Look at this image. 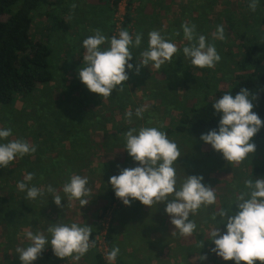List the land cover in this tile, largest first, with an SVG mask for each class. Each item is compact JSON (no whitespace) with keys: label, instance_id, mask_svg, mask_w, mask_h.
Returning a JSON list of instances; mask_svg holds the SVG:
<instances>
[{"label":"rangeland","instance_id":"obj_1","mask_svg":"<svg viewBox=\"0 0 264 264\" xmlns=\"http://www.w3.org/2000/svg\"><path fill=\"white\" fill-rule=\"evenodd\" d=\"M152 1L156 4L154 2L144 4L140 0L133 3L135 19L132 26L133 39L136 34H141L143 37L142 44L138 48L139 51L136 52L137 58L140 52L147 47L149 32L158 31L165 40L170 41L164 33L169 31L172 37L177 36V33L181 31V26L190 22L187 21L189 17H186L184 21L181 20V15H184L185 10L188 11L187 8L193 5L190 0ZM127 4L128 0H121L114 12L108 5H103L100 0H57L54 11L57 17L71 25V28L66 33L63 31L58 34L54 33L56 37L53 39V47L56 51L55 60H53L54 68L60 71L64 67L66 69L75 67L71 63L79 61L83 40L94 35L97 31L108 38L118 35ZM248 5L249 0H220L215 4L214 12L206 14L205 20H208V23L204 21L199 23L203 31L198 30V35L205 36L207 43L213 44L221 57V60L213 68H207L212 69L216 76L215 89L218 87L220 90H225L236 81V76L247 73L246 71L241 72L238 67L244 58L241 46L256 43L255 41L264 43L263 28L258 22L261 10L257 6L256 10L252 11ZM139 11L143 14L142 18H145L143 24L137 20ZM223 11H229L236 20H239V23L236 24L239 28L234 30L230 27ZM188 16L197 18L198 14L190 11ZM51 21L37 18L32 33L35 32L38 38L41 37L47 27L51 28ZM218 26H222L224 29L223 40L216 38ZM85 31L88 35H84ZM49 33L53 34L51 30ZM243 33L247 38L238 40L237 35ZM255 37L257 39L254 40ZM171 42L175 44L178 51L170 62H166L159 70L153 68L151 64L148 67H141L139 71L135 69L136 81L132 82L129 79L125 81L130 91L126 96L128 109L125 114L121 111L118 102L111 101L109 97L102 98L100 102L90 103L93 109L98 111L97 115L102 116L105 122L103 125L105 131L94 135L95 142L103 144L104 141L111 142L113 140L110 148H92L95 154L92 158L93 166L96 168L95 172L86 169L73 172L69 171L65 165H62L61 171L58 172L56 167L51 166L56 151H52L51 157L48 155L41 161L35 158L34 152L14 159L7 167L18 169L15 175L10 177L11 182H7V178L2 176V173L5 175L7 168H0L2 177V179L0 178V194L4 197L8 196L10 202L9 207L0 211V264H21L16 249L26 247L30 243L24 234L29 231L33 233L39 231L48 236V227L59 222L77 223L82 226L87 224L91 227V231L97 232L95 242L90 239L92 246L79 260H74L71 257L60 259L54 255L51 247H48L33 264H95L96 250L102 253L105 258V253L108 251V248L105 247L106 237L112 226L115 230L114 247L119 248V257L125 264L226 263L211 251L214 245L208 244L212 230L219 226L217 221H215L216 225L214 222L207 225L203 223V219L217 214L218 220V213L221 210L233 207L236 199L246 191L245 180L264 179V169L260 168L258 172L255 169L257 165L261 166L259 162L263 159L264 153L263 155L252 153L241 162L229 163L222 154L214 151L210 145L203 141L200 143L192 140L182 141L179 137L167 134L168 138L177 144L181 153L177 164L174 165L177 184H181L186 176H202L203 183L212 187L216 194V203L198 210L193 217L197 228L190 237L173 235L175 229L165 212L166 202L154 204L151 208L142 205L139 201H132L130 206H126L118 198L115 202L110 203L107 196L109 179L104 178L97 171L102 167L103 172L112 173L110 176L112 177L118 175L119 171L125 168L123 161L138 166L124 151V133L131 128L139 129L140 127H157L166 132L165 129L168 128L173 118H180L179 112L182 105L191 107L197 104L198 85L195 84L187 88L185 85L190 84L193 77L201 76L202 69L193 66L190 60L184 56L183 47L189 43L188 41L173 39ZM104 47H107V44ZM134 50L136 49L134 48ZM248 70L252 71V69ZM255 70L264 72V63ZM74 73L78 74L76 69L75 72L69 70L65 72L66 84L72 83ZM55 83L57 84V82ZM120 89L118 87L112 93L117 101L122 98L119 95ZM53 94L57 101H63L66 98L60 85L55 88ZM16 104L21 107L23 101L19 100ZM85 109L87 111V108ZM137 109H143L142 118L136 117ZM14 112V110L5 109L0 105V128L12 130L9 140L22 139L36 148V139L33 141V135L37 124L32 119L35 117L36 107L27 108L25 112L15 113L13 117L16 119L17 116V120L12 118ZM129 112L132 113L131 118L127 115ZM3 114L5 117L8 116L4 118ZM24 123L28 125L26 128ZM24 130L27 131V134L24 133ZM256 151L258 150L256 149ZM28 173L34 175L31 185H35L44 192L42 197L35 200L27 199L26 192L17 188V183L23 182ZM73 174L88 179L87 187L91 189L90 202L80 209L78 201H68L65 197L62 206L58 207L51 194L47 192V187L51 185L57 194L64 197L63 185ZM225 230L221 225V231ZM202 234H204L203 237H201ZM202 249H205L203 253H201ZM201 255L207 256V260L199 261Z\"/></svg>","mask_w":264,"mask_h":264},{"label":"clouds","instance_id":"obj_2","mask_svg":"<svg viewBox=\"0 0 264 264\" xmlns=\"http://www.w3.org/2000/svg\"><path fill=\"white\" fill-rule=\"evenodd\" d=\"M260 0H249V8L255 11ZM184 39L189 43L183 47V54L197 68H213L221 60L215 46L207 43L203 35L197 36L195 25H182ZM216 38L224 39V29L218 26ZM142 35L135 38L127 30H120L111 38L100 31L83 40L85 49L83 65L78 69L80 81L92 93L100 97H109L113 91L129 79L127 70L134 68L131 48H140ZM107 44V47L104 45ZM178 49L171 41L165 40L158 31L148 33L147 47L140 52L136 71L141 67L152 65L159 70L166 62H170ZM254 96L246 87L235 94L227 92L215 100L212 109L220 115L218 130L202 134L200 139L210 145L214 151L222 154L229 162H241L249 154L255 153L253 138L264 129V120L254 112ZM131 118L132 113L129 112ZM137 118H142L143 109H137ZM12 136L10 128H0V168H7L17 157L35 152L28 142L18 139L9 140ZM124 151L138 166L123 168L118 175L109 178L115 196L126 206L132 201L152 207L154 204L166 202L165 212L170 218L175 231L173 235L190 237L197 225L193 217L198 210L216 203V194L212 187L203 183L202 176H186L181 184H177L176 168L181 153L177 144L170 140L166 132L157 127L131 128L124 133ZM34 179L28 173L23 182L17 183L18 190L26 192V198L35 200L44 192L31 185ZM86 177L73 174L64 183V197L56 193L49 185L47 192L59 207L66 197L68 201H78L80 209L89 204L91 189L87 187ZM31 185V186H30ZM246 191L233 205L237 211L232 213V206L214 214L212 219L218 227L211 232V251L223 261H234L235 264H264V179H248L244 181ZM191 217V218H190ZM221 225L226 229L221 231ZM91 227L77 223H56L48 227V236L41 232H26L24 235L30 242L26 247H18L21 264H33L42 252L51 247L54 255L60 259L71 257L79 260L90 246ZM119 248L105 253L107 264H115ZM207 260L201 255L199 261Z\"/></svg>","mask_w":264,"mask_h":264},{"label":"trees","instance_id":"obj_3","mask_svg":"<svg viewBox=\"0 0 264 264\" xmlns=\"http://www.w3.org/2000/svg\"><path fill=\"white\" fill-rule=\"evenodd\" d=\"M56 1L0 0V105L5 109L15 111L12 114L14 120H17V116L16 119L13 117L15 113L25 112L27 108L36 107L35 117H32V119L37 124V129L33 135V141L36 139L34 156L37 160H44V157L48 155L51 157V152L56 151V155L51 161V166L56 167L58 172L61 171L62 165H65L69 171L73 172L85 169L90 172H95L94 169L96 170V168L93 166L92 161L95 154L92 148L102 147L106 149L110 148L113 144V140L111 142L107 140L103 144H97L93 138L100 131H105L103 126L105 122L102 116L99 117L97 115L98 111L94 110L90 103L93 101L100 102L105 97H100L98 94L89 91L86 85L80 81L76 73H74L72 83L66 84L67 77L65 72L68 70L75 72V69L78 72V69L83 65L82 58L85 53L83 46L80 48L82 55L80 53L79 61L71 63L75 67L69 69L64 67L60 71L54 68L53 60H55L56 53L53 47V39H56L54 33L58 34L60 31L66 33L71 28V25L66 24L63 19L57 17L54 11ZM135 1L137 0H128L126 12L119 27V30H127L130 35H132V26L135 20L133 17V3ZM140 1L144 4L154 2L152 0ZM157 1L160 2L161 0ZM219 1L190 0V3L194 6L191 5L187 8V10L189 9L188 11L185 10V14L181 15V20L184 21L186 17H189L187 19V21H190L189 25L196 26V34L199 36L197 31L202 30L199 23L203 21L208 23V20H205V16L209 12H214L215 4ZM100 2L103 5H108L112 11L116 12L121 0H100ZM154 4L156 3L154 2ZM258 6L259 10H261L258 22L260 27L263 28L262 35H264V0H260ZM145 8L147 7L145 6ZM190 11L191 13L198 14L197 18L188 16V12L190 13ZM223 14L231 28L234 30L235 28H239L236 25L239 23V20H236L233 14L229 11ZM138 15L139 18L137 20L143 24L145 22V18H142L143 14L139 11ZM39 17L52 21L51 28L48 29L47 27L46 32H43L41 37L38 38L35 32L32 33V29L35 20ZM48 30L49 32L51 30L53 34H50ZM180 30L177 36L174 37L170 35L169 31L166 34L164 33V35L170 41L173 39L181 41L184 40L182 26ZM86 34L88 35L85 31L84 35ZM245 36V33L237 35L239 37L238 40L246 39L247 37ZM255 39L257 38L255 37ZM255 42L257 44L253 43L241 46V52L244 58L240 61L238 67L241 69V72L246 71L247 73L236 76V81L229 88L220 90L217 87L215 89L214 82L216 81V76L212 69L207 68L201 70V76L193 77L190 84L185 85L186 88L195 84L198 85L199 91L196 93L197 104L191 107L187 105L181 106L179 112L180 118H173L168 128L165 129L168 135L179 137L182 141L192 140L200 143L202 141L200 139L202 134H207L211 130H218L220 115L216 114L212 109V104L215 100L227 92L235 94L243 87L248 88L254 96L253 110L264 120V72H257L255 70L264 63V43ZM133 49L131 48L130 51L134 57L129 63H132L134 68L131 71L126 69V71L129 80L135 82L137 75L135 69L138 63L136 61V52L138 53L139 49L135 48V52ZM69 57L72 58V56ZM248 69H252V71ZM58 85H60V89L66 95L63 101H57L54 98L53 93ZM119 87L121 88L119 91V95L122 97L121 100L117 101L112 95L109 98L111 101L118 102V105L121 106V111L125 114L128 109L126 96L130 91L125 82ZM19 100L20 102L23 101L21 107L16 104ZM85 108H87V111H85ZM3 117L6 118L4 114ZM23 125L25 128L28 126L25 123ZM24 133L27 134V131L24 130ZM252 142L255 143L256 149L258 150L255 154L263 155L264 129L253 138ZM68 147L69 149H66ZM23 161L25 162L24 158ZM122 163L125 168L136 167V165L125 161ZM259 163L262 167L257 165L255 168L257 172L260 168L264 169V157ZM17 170V168H7L5 169V175L2 173V176L5 179L7 178V182H11L10 177L15 175ZM97 171L104 178L108 179L112 174L103 172L102 167L101 170L98 168ZM0 178L2 179L1 176ZM14 178L16 179L15 176ZM107 196L109 197L110 203L115 202L117 199L112 191L111 185L108 186ZM9 206L8 196L4 197L0 194V211ZM237 210L236 205H233L232 213L235 214ZM212 217H206L203 219V223L207 225L210 222L215 223ZM114 232L115 230L112 226L106 237V244L109 251L115 248L113 241ZM96 233L90 231V239L94 242L96 240ZM203 236L204 234L201 235V237ZM208 240L210 241L211 238H208ZM208 244L214 245L211 241ZM204 250L202 249L201 253ZM230 263L235 264L234 261H227L225 264ZM95 264H107L103 254L99 253L98 250H96ZM116 264H125L119 255ZM256 264H260V262L256 261Z\"/></svg>","mask_w":264,"mask_h":264},{"label":"built area","instance_id":"obj_4","mask_svg":"<svg viewBox=\"0 0 264 264\" xmlns=\"http://www.w3.org/2000/svg\"><path fill=\"white\" fill-rule=\"evenodd\" d=\"M105 247L108 248V246H107L106 244H105ZM108 251H109V249H108ZM105 260H106V259H105ZM106 262H107V261H106ZM115 264H116V262H115Z\"/></svg>","mask_w":264,"mask_h":264},{"label":"crops","instance_id":"obj_5","mask_svg":"<svg viewBox=\"0 0 264 264\" xmlns=\"http://www.w3.org/2000/svg\"><path fill=\"white\" fill-rule=\"evenodd\" d=\"M98 168V167H97Z\"/></svg>","mask_w":264,"mask_h":264}]
</instances>
